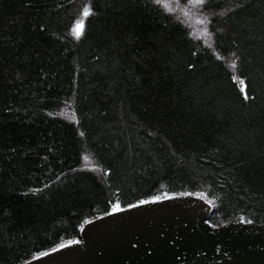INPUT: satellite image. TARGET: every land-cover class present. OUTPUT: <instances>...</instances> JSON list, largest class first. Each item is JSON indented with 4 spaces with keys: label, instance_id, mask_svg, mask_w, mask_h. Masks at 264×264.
I'll list each match as a JSON object with an SVG mask.
<instances>
[{
    "label": "trees",
    "instance_id": "trees-1",
    "mask_svg": "<svg viewBox=\"0 0 264 264\" xmlns=\"http://www.w3.org/2000/svg\"><path fill=\"white\" fill-rule=\"evenodd\" d=\"M168 2L0 0V264L177 192L264 223V0Z\"/></svg>",
    "mask_w": 264,
    "mask_h": 264
},
{
    "label": "water",
    "instance_id": "water-1",
    "mask_svg": "<svg viewBox=\"0 0 264 264\" xmlns=\"http://www.w3.org/2000/svg\"><path fill=\"white\" fill-rule=\"evenodd\" d=\"M143 201L90 218L77 239L18 264H264V223L214 225L213 205L196 193Z\"/></svg>",
    "mask_w": 264,
    "mask_h": 264
},
{
    "label": "snow or ice",
    "instance_id": "snow-or-ice-1",
    "mask_svg": "<svg viewBox=\"0 0 264 264\" xmlns=\"http://www.w3.org/2000/svg\"><path fill=\"white\" fill-rule=\"evenodd\" d=\"M90 14H91L90 10H85L84 12L85 17H87ZM74 34L77 38H79L83 34V22L82 21L77 24L76 28L74 29ZM232 66L235 67V64L233 63ZM240 83L243 84V81H241ZM245 98H247L246 91H245ZM141 203H147V201H142ZM116 210H119V208L117 207ZM72 243H75V242H72Z\"/></svg>",
    "mask_w": 264,
    "mask_h": 264
},
{
    "label": "rangeland",
    "instance_id": "rangeland-1",
    "mask_svg": "<svg viewBox=\"0 0 264 264\" xmlns=\"http://www.w3.org/2000/svg\"><path fill=\"white\" fill-rule=\"evenodd\" d=\"M164 1H165V3H169V2H168L169 0H164ZM172 1H173V0H172ZM192 1H193V0H188L189 3H192ZM165 7L168 8L167 5H165ZM168 9H170V10L176 12V13H179V14H180V17H182V19H185V21H186L188 24H191V20H190V18L187 17L186 13H185L180 7H178V4H177V3H176L175 5H173L172 7L168 8ZM194 33H195V32H194ZM95 171L98 172L97 169H95Z\"/></svg>",
    "mask_w": 264,
    "mask_h": 264
}]
</instances>
